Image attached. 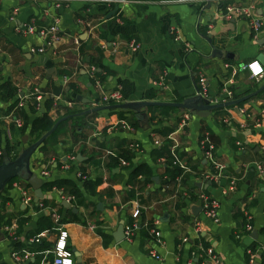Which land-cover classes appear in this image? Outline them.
I'll list each match as a JSON object with an SVG mask.
<instances>
[{
	"label": "crops",
	"instance_id": "0c3cea01",
	"mask_svg": "<svg viewBox=\"0 0 264 264\" xmlns=\"http://www.w3.org/2000/svg\"><path fill=\"white\" fill-rule=\"evenodd\" d=\"M232 2L252 9L262 23L258 32L242 19L219 18ZM54 19L58 39L41 53L35 51L43 48L38 34L15 32L28 24L45 29ZM129 40L137 44L136 52L127 49ZM259 54L264 56V0H0V85L12 92L5 96L0 90V153L6 142L19 155L45 134L35 140L29 125L23 131L13 127L9 116L14 117L18 103L28 123L42 114L53 125L65 121L54 145L45 143L49 135L40 143L28 170L37 176L46 172L42 183L66 182L41 191L42 206L41 200L34 205L32 196L27 208L13 187L21 180L0 190V264H51L59 231L66 232L72 261L78 253L81 264H212L196 253L198 242L219 264H264V176L256 170L264 161ZM254 61L261 79L250 78L244 68ZM90 67L103 77L104 91L127 82L128 102L156 105L126 110L101 104L99 91L89 83ZM198 76L207 82L210 105L235 103L208 111L197 104L194 115L176 107L195 98ZM224 87L233 97H224ZM46 100L51 105L45 110ZM140 113L144 118H135ZM184 114L188 121L181 124ZM162 149L181 170L173 182L165 157L157 156ZM114 155L127 158V165L119 160L111 167ZM139 166L150 174L128 181ZM61 193L74 198L68 205L75 213L61 207ZM200 195L217 201L216 223L201 211ZM134 209L139 212L135 220ZM245 216L255 239L243 229ZM120 221L123 230L129 222L133 230L129 241L124 237L115 243L112 235ZM96 231L109 238L105 246Z\"/></svg>",
	"mask_w": 264,
	"mask_h": 264
},
{
	"label": "built area",
	"instance_id": "2783aa9c",
	"mask_svg": "<svg viewBox=\"0 0 264 264\" xmlns=\"http://www.w3.org/2000/svg\"><path fill=\"white\" fill-rule=\"evenodd\" d=\"M82 2H84L85 0H80ZM185 2H198V3H202L204 4V2L206 3L208 0H183ZM15 12V10H14ZM13 15V14H12ZM219 18L224 20V21H230L232 19H242L246 22V25L251 29V31L253 33L258 32V30L260 29L262 23L260 20L256 19L253 14H252V9L249 6H242L238 3H230L227 4L225 6H223L222 11L219 14ZM11 20H13V18H10ZM210 28V27H209ZM173 30H170L169 33H171ZM15 32L17 34H20L22 36H27V35H32V34H38L39 37L42 38L43 40V48H38L35 51L37 53H41L43 52L44 48H50L52 42L57 41L58 39V28H57V21L56 19H54L51 23V25L45 29H41V30H36L31 24L28 25H24L21 26L20 28H16ZM173 34V33H172ZM173 40L174 41H179V37L177 34L174 33L173 35ZM73 44L77 45V41L74 39L73 40ZM185 47V51H190V47L188 44H183ZM127 49L130 52H136L138 49L137 44L133 41V40H129V42L127 43ZM245 69L248 70L250 78L256 80V79H261L262 78V69L259 67V65L257 64V62H251L250 64H248L246 67H244ZM94 68L90 67L88 72H89V78H93V73H94ZM94 89H96L97 91H99V100L100 103L103 105H109V106H113V105H118V104H122L123 98L121 96L120 93V86H116L115 88H113L112 90H107L104 91L102 89L101 83H99L98 81L94 80V84L92 86ZM223 94L224 97L226 99H230L231 98V92L229 90H227V88H223ZM195 97H198L200 99H207L208 96V89H207V82L205 80V78L203 76H198L196 79V90H195ZM40 96L39 94H37V96L35 97L36 101H39ZM22 104L18 103L17 106L15 107V109H18L19 107H21ZM238 112L243 115L244 119L247 120L248 116L246 114H244L243 110H238ZM13 114V111H12ZM9 122L13 125V127L15 128H20L22 126V122L19 118H15V117H11L9 116ZM186 121H188V115L184 114L181 117L180 123L184 124ZM255 127H257V125H254ZM246 127L245 123H241L239 125V128L244 129ZM200 148L201 150L203 149L204 154L207 155L208 152L204 149V144L203 142L200 143ZM67 159H69L70 161H73L72 157H68ZM120 165L122 166H126L127 163L124 161H120L119 162ZM176 163V161L174 160L172 162V164L174 165ZM66 168V167H64ZM213 169H219L218 166H216L215 164H213L212 166ZM256 170L257 173L260 176H264V161L260 162L257 166H256ZM47 173L41 171L39 173V177L43 178L46 177ZM206 178H208L209 180L213 179L214 176H207ZM13 187L18 191L19 193V199H20V203L23 207H29L31 205V200H32V193L30 191V189L28 187H26L24 185V182H18L15 183L13 185ZM60 196V200L70 204L71 202L74 201V198L71 195H63L62 193L59 195ZM199 202H200V209L203 212L204 216L213 221V222H217V210H218V203L216 200H214L211 197L205 196V195H200L199 196ZM139 215V212L137 209H134L132 214H131V218L133 220H135ZM264 215V214H263ZM244 231L248 234L251 231V225H250V217L249 216H245V224H244ZM132 230H133V224L131 226H127L124 228L123 232H124V237L127 241H129L130 236L132 234ZM7 231H9V228H7ZM149 234L153 235L154 237L157 236V233L150 228L149 229ZM43 236V235H40ZM67 238L66 232L64 231H59L58 235H57V239L55 242V245L53 247V251H52V263L51 264H73L72 261V254L66 249L65 246V240ZM196 253L201 254V256H203L204 259H206L207 261H209L212 264H219V259L218 257L213 254V252L210 249H204L202 247V245L198 242L196 244ZM150 255L152 257H154L156 260H159V258L155 255H153L152 253H150Z\"/></svg>",
	"mask_w": 264,
	"mask_h": 264
},
{
	"label": "water",
	"instance_id": "95a60500",
	"mask_svg": "<svg viewBox=\"0 0 264 264\" xmlns=\"http://www.w3.org/2000/svg\"><path fill=\"white\" fill-rule=\"evenodd\" d=\"M113 12L109 13L106 18H110L112 16ZM256 61L259 64H263L264 62V56L262 54H259L257 56ZM210 97L207 99H200L198 97L186 100L182 102L181 104H176L175 106L181 109L189 110L192 111L191 114L194 115L196 112L194 109H196L197 104H202L206 110H212V109H217L223 106H227L230 104H234L235 102H228L226 104H217V105H210ZM151 105H156L155 103H149V102H136L132 98H130V101L118 104V105H113V106H108L109 108H114V109H126V110H135L137 108L141 107H147ZM135 118L137 119H143L144 114L140 113L135 115ZM58 122L55 123L51 129L46 132L39 140L31 144L30 146L26 147L24 150H22L19 155L12 161H10L6 155L5 152H2V162L0 163V190L3 189V187L7 184V182L13 178H17L23 182H25L28 187L32 191V196H33V204L37 205L39 200L42 199V193L40 190L41 187V178L37 176L34 173L29 172L28 170V165H29V160L31 155L34 153V151L38 148L40 143L48 136L50 135L55 127L57 126ZM209 184V182H208ZM61 207L67 210H70L72 213H75V209L70 207L67 203L61 202ZM99 204H97V208L99 209ZM199 209V208H198ZM193 211V210H192ZM122 221L119 222L116 231L114 232L113 240L115 243H118L119 241L124 239L123 236V225ZM252 239H255L256 232L251 231L249 235ZM2 238V233L0 231V239ZM73 264H81L80 259H79V254L74 253L73 254Z\"/></svg>",
	"mask_w": 264,
	"mask_h": 264
},
{
	"label": "trees",
	"instance_id": "16d2710c",
	"mask_svg": "<svg viewBox=\"0 0 264 264\" xmlns=\"http://www.w3.org/2000/svg\"><path fill=\"white\" fill-rule=\"evenodd\" d=\"M94 80L98 81L99 83H101L103 81V77L100 75V73L94 71L93 73V78H90L89 79V83L91 86H93L94 84ZM120 86V93H121V96L123 98V100H129V97L131 96V89H130V86L127 82H121L119 84ZM0 90H3L5 91V96H9L11 95V90L9 88L8 85L6 84H2L0 85ZM232 94V93H231ZM150 96V95H149ZM233 97V95L231 96ZM51 105V102L50 101H45L43 103V107L46 109H48ZM30 107V106H29ZM29 111H30V108H29ZM14 117L16 116L17 118H19L21 121H22V127H21V131H23L27 125H29V135L31 137H33L35 140H37L42 134L46 133L50 128L51 126L53 125V122H51V120L47 117L46 114H42L40 117L38 118H34L32 121H30L28 123V118H27V115L26 113L23 111V109L19 108V109H15L14 110ZM65 121L58 124L57 127L53 130V132L47 137V139L45 140V143L48 145V146H52L54 145L55 141H56V134L58 133L60 127L62 125H64ZM45 148V146H40L39 149H43ZM4 152H5V155L6 157L12 161L14 160L17 156H18V151H16V146L15 145H9L8 143L5 142L4 144ZM164 156L165 157V165L169 168L167 169L166 171V174H167V178H169V181L170 182H173L174 179L176 177H178L180 174H181V170L176 167V165H173L172 162L174 161L172 156L169 155L167 153L166 150L162 149V152H158L157 153V156ZM2 153H0V163L2 162ZM119 160H123V161H127V158L121 156V155H114V157H109V165L112 167L115 166V164L119 161ZM149 171L146 169V167L144 166H139V167H136L134 169H132V171L130 172L129 174V177H128V181H130L131 179H134L135 177L137 176H146V175H149ZM15 180H18L17 178H13L11 180H9L7 182V185H9L11 182L15 181ZM66 182H60V185L61 184H64ZM58 185V182H43L41 184V187H40V190L43 192V191H47V190H50L52 189L53 187L54 188H59ZM26 187H28L27 184H25ZM84 186L85 187H89V183L88 182H85L84 183ZM90 189H91V186H90ZM71 194H76L74 191L70 190ZM69 194V193H68ZM89 194H92L90 191H89ZM70 195V194H69ZM129 196H132V193L129 192ZM39 204H41V206L44 204V202L41 200L39 202ZM1 221H2V218L0 217V224H1ZM22 221V220H21ZM43 222H45L46 224H49V221L47 218H44L43 219ZM128 225H132L130 222ZM150 227V226H149ZM148 227V229H149ZM40 229L38 228L37 229V232L39 231ZM97 235H99L102 239V244L103 246L106 245L107 242H109V238L107 236H105L104 234H102L100 231H96Z\"/></svg>",
	"mask_w": 264,
	"mask_h": 264
}]
</instances>
